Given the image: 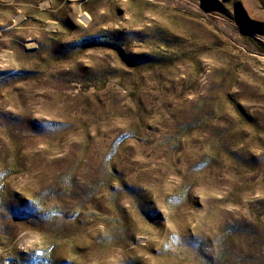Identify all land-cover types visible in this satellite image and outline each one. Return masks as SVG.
<instances>
[{
  "label": "rangeland",
  "instance_id": "374dc122",
  "mask_svg": "<svg viewBox=\"0 0 264 264\" xmlns=\"http://www.w3.org/2000/svg\"><path fill=\"white\" fill-rule=\"evenodd\" d=\"M0 264H264V0H0Z\"/></svg>",
  "mask_w": 264,
  "mask_h": 264
}]
</instances>
